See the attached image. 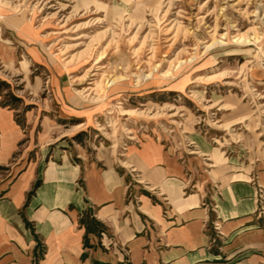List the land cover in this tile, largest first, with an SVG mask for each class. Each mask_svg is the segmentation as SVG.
<instances>
[{"label": "rangeland", "instance_id": "obj_1", "mask_svg": "<svg viewBox=\"0 0 264 264\" xmlns=\"http://www.w3.org/2000/svg\"><path fill=\"white\" fill-rule=\"evenodd\" d=\"M0 106L25 135L12 179L19 162L38 172L66 156L102 168L150 140L207 203L218 180H245L264 225V0H0ZM148 194L130 181L129 201ZM79 223L104 250L90 208ZM206 232L216 264L259 256L226 248L216 224ZM33 239L27 264L44 252Z\"/></svg>", "mask_w": 264, "mask_h": 264}, {"label": "crops", "instance_id": "obj_2", "mask_svg": "<svg viewBox=\"0 0 264 264\" xmlns=\"http://www.w3.org/2000/svg\"><path fill=\"white\" fill-rule=\"evenodd\" d=\"M24 137L13 111L0 106V263L27 264L35 237L44 246L39 264H216L209 224L219 226L226 248L256 247L259 256L252 259L264 260V225L255 226L256 191L245 180H218L221 187L207 203L205 193L186 191L178 158L150 140L102 168L73 164L66 156L38 172L19 162L12 179L11 162ZM35 181L40 184L27 199ZM130 181L143 185L148 197L129 201ZM87 207L104 227V250L97 235L79 223ZM85 236L89 249L83 248Z\"/></svg>", "mask_w": 264, "mask_h": 264}, {"label": "trees", "instance_id": "obj_3", "mask_svg": "<svg viewBox=\"0 0 264 264\" xmlns=\"http://www.w3.org/2000/svg\"><path fill=\"white\" fill-rule=\"evenodd\" d=\"M16 123L19 125V126H22L20 122L16 121ZM37 184H35V187H36Z\"/></svg>", "mask_w": 264, "mask_h": 264}]
</instances>
